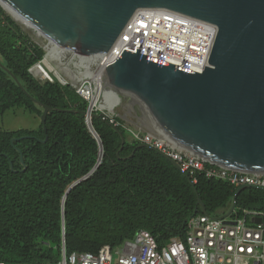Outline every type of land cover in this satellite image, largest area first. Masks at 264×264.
Instances as JSON below:
<instances>
[{
    "label": "trees",
    "instance_id": "1",
    "mask_svg": "<svg viewBox=\"0 0 264 264\" xmlns=\"http://www.w3.org/2000/svg\"><path fill=\"white\" fill-rule=\"evenodd\" d=\"M45 54L0 7V116L22 110L39 120L35 129L0 131V263L54 264L63 252L97 254L140 230L163 247L202 215L198 199L211 216L229 212L238 186L199 172L196 183L189 181L159 151L131 140L123 120L115 118V127L99 111L91 118L103 148L96 168L100 146L85 125L87 101L71 85L40 82L30 72ZM246 210L264 213L263 190L239 193L235 215Z\"/></svg>",
    "mask_w": 264,
    "mask_h": 264
},
{
    "label": "water",
    "instance_id": "2",
    "mask_svg": "<svg viewBox=\"0 0 264 264\" xmlns=\"http://www.w3.org/2000/svg\"><path fill=\"white\" fill-rule=\"evenodd\" d=\"M1 1L40 32L42 42L81 60L108 52L138 9H169L215 25V39L202 73L143 55L139 49L137 53L125 50L105 69L103 92L116 99L120 95L134 99L163 136L206 162L264 175V0ZM12 20L23 32L31 33ZM29 37L38 39L32 33ZM39 69L48 77L42 66ZM69 85L76 89L78 84ZM49 110L45 106L41 116L44 127ZM83 114L100 146L97 168L103 148L89 119L99 116L90 107ZM118 133L124 144L122 132ZM163 157L180 170L175 161ZM20 160L24 165L22 155ZM10 167L13 170L12 164ZM25 170L26 166L22 172ZM186 178L191 181L188 175ZM246 188L250 187L236 190L229 212L217 219L234 213L237 197ZM198 205L208 215L200 199Z\"/></svg>",
    "mask_w": 264,
    "mask_h": 264
},
{
    "label": "built area",
    "instance_id": "3",
    "mask_svg": "<svg viewBox=\"0 0 264 264\" xmlns=\"http://www.w3.org/2000/svg\"><path fill=\"white\" fill-rule=\"evenodd\" d=\"M216 31L211 23L173 10L138 9L108 52L87 58L93 70L75 90L93 112L99 111L104 116L103 120H110L116 127L118 123L100 107L104 72L109 65L125 50L137 53L139 49L143 55L202 73L208 63ZM46 57L47 54L40 63L31 67V74L37 76L36 69L42 66L48 77L41 80L33 75L38 81L53 82L54 78L60 83L70 84L69 80H61L51 72ZM132 135L136 141L175 161L180 171L190 179L199 172L209 180L227 182L239 188L264 189V175L240 173L212 165L180 149L161 133V137L147 135L143 139L137 134ZM207 164L208 167L205 166ZM192 181L196 183V178ZM234 215L226 219L203 214L194 216L189 220L184 236L173 238L163 247L148 232L140 230L133 240L116 249L104 246L97 254L73 253L68 256L63 252L62 260L54 264H264V213L246 210ZM258 219L260 222L256 223Z\"/></svg>",
    "mask_w": 264,
    "mask_h": 264
},
{
    "label": "rangeland",
    "instance_id": "4",
    "mask_svg": "<svg viewBox=\"0 0 264 264\" xmlns=\"http://www.w3.org/2000/svg\"><path fill=\"white\" fill-rule=\"evenodd\" d=\"M2 10L12 19V17L4 9ZM26 34L29 37L31 33ZM36 41L40 46H42V48L47 54V67L61 80H69L72 85L76 86L79 82L85 79L87 75L90 74L93 70L91 62H85V59H83L84 61H82L78 58H75L74 60L69 59V57L65 58V56H68V54H66L65 52L61 53H65L64 55H57L55 54L57 53L56 49H51L55 50L53 52L49 51L50 48H52V45L49 46L45 40L44 42H42L41 40L39 41V39H36ZM36 41L33 40L34 43ZM111 97L112 96H108L103 93L100 105L101 111L108 115L110 118H113L114 120L115 118H120L121 120H123L125 123L124 125L129 130L131 140H135L132 133L137 134L139 138L142 139L145 138L147 135L161 137L160 132H158L154 124L151 122L150 118L147 116L146 112H144L138 106L134 99L130 98L129 96L120 95L121 100L118 102L116 98L112 97L111 99ZM136 106L137 110L135 109ZM111 108H113L112 115L109 114L111 113L109 110ZM38 125L39 120L37 118L27 113H24L22 110L8 112L4 116H0V131L35 129L38 127Z\"/></svg>",
    "mask_w": 264,
    "mask_h": 264
},
{
    "label": "bare ground",
    "instance_id": "5",
    "mask_svg": "<svg viewBox=\"0 0 264 264\" xmlns=\"http://www.w3.org/2000/svg\"><path fill=\"white\" fill-rule=\"evenodd\" d=\"M0 5L3 7V9L13 18V19H15L16 21H18V23L19 24H21L22 26H24L25 27V29L27 30V31H29V32H31L33 35H35L36 37H38V39L39 40H43V35L40 33V32H38V31H36L35 30V28L30 24V23H28L26 20H24L20 15H18V13H16L13 9H11L8 5H6L5 3H3L1 0H0ZM49 46H51L52 45V48H50V50L49 51H51V52H53V51H55V50H51V49H56L57 51V53H55V54H57V55H64L65 53H67V52H65V51H63V50H61L62 51V53L63 52H65L64 54H61L60 53V50L58 49V48H55V46L53 45V44H49V43H47ZM52 55H54V54H52ZM63 57V56H62ZM67 57H69V59H72V60H74L75 59V57H73L72 55H68V56H65V58H67ZM93 57H99V55H96V56H93ZM89 58V57H88ZM68 59V60H69ZM86 61L85 62H88L87 61V58L85 59ZM82 61H84L83 59H82ZM86 71V70H85ZM36 74H37V76L41 79V80H45L46 78L44 77V74L41 72V70L39 69V68H37L36 69ZM76 77V76H75ZM111 99H112V97H111ZM106 100V99H105ZM117 100H118V102L121 100V98L120 99H118L117 98ZM112 101V100H111ZM105 102V101H104ZM100 105H101V102H100ZM114 105V104H113ZM110 110V112L111 113H109L110 115H112L113 114V108H111V109H109ZM89 120H91V118L89 119ZM90 122V121H89ZM159 132V131H158ZM61 254H62V252H61ZM78 254V253H77ZM62 256V255H61Z\"/></svg>",
    "mask_w": 264,
    "mask_h": 264
},
{
    "label": "crops",
    "instance_id": "6",
    "mask_svg": "<svg viewBox=\"0 0 264 264\" xmlns=\"http://www.w3.org/2000/svg\"><path fill=\"white\" fill-rule=\"evenodd\" d=\"M234 214H235V211H234V213H233L232 215H234ZM208 215H209V214H208ZM224 215H225V214H224ZM232 215H231V216H232ZM221 216H223V215L215 216V217H221ZM231 216H230V217H231ZM228 218H229V217H228Z\"/></svg>",
    "mask_w": 264,
    "mask_h": 264
}]
</instances>
